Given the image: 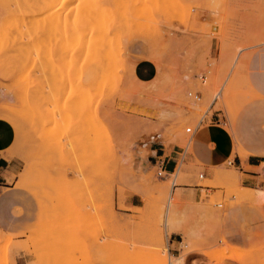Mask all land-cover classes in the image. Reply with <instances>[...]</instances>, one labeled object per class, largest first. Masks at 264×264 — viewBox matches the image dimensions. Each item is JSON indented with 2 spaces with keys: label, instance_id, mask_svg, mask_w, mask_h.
Masks as SVG:
<instances>
[{
  "label": "rangeland",
  "instance_id": "obj_1",
  "mask_svg": "<svg viewBox=\"0 0 264 264\" xmlns=\"http://www.w3.org/2000/svg\"><path fill=\"white\" fill-rule=\"evenodd\" d=\"M262 53L264 0H0V121L25 164L0 264H264V163L251 188L238 167L264 155ZM199 120L223 133L213 165L190 156ZM161 141L185 150L164 177Z\"/></svg>",
  "mask_w": 264,
  "mask_h": 264
},
{
  "label": "crops",
  "instance_id": "obj_2",
  "mask_svg": "<svg viewBox=\"0 0 264 264\" xmlns=\"http://www.w3.org/2000/svg\"><path fill=\"white\" fill-rule=\"evenodd\" d=\"M135 60V75L141 82H149L154 80L158 75V67L156 63L152 60L147 59L146 57L140 55ZM259 67H260V82L259 89L264 93V53L260 55L259 58ZM8 124L6 122L0 121V220L3 223L9 221L11 209L17 201L16 195L19 193V189H16L15 185L19 180L20 174L23 172L25 164L17 155L11 156L10 149L14 145V140L10 136L8 131ZM222 130L215 127H204L202 132L195 137L193 140L192 148L193 154L190 152L192 158H197L199 161L205 165H213L220 162L228 153H225V150L221 148L220 138L222 137ZM236 140L241 143L240 132L235 133ZM214 143L217 144V149L214 146ZM151 144L150 150L152 151V157L154 163L159 157H165L167 160L166 171L168 173L173 172L180 159V155L185 152L180 146L170 145L171 149L168 151V147L161 141L157 142V146ZM152 162V161H151ZM173 162V163H171ZM153 163V162H152ZM261 164V159L255 156H249L247 160L246 167L242 165V161L239 158L238 167L241 172L245 175L244 182L246 187H254L255 178L259 177L253 167H257ZM172 166V168H171ZM14 175L13 182L11 185H8V179ZM9 188V191L4 190ZM194 194L196 196L200 195L199 188H194ZM257 196V195H255ZM133 206H136L134 198H131L129 202ZM249 209V208H248ZM247 206L243 205L236 209L237 218L239 222L245 219L247 216ZM235 211L232 212L234 214ZM238 222V223H239ZM234 237V234H233ZM239 239V238H238Z\"/></svg>",
  "mask_w": 264,
  "mask_h": 264
},
{
  "label": "built area",
  "instance_id": "obj_3",
  "mask_svg": "<svg viewBox=\"0 0 264 264\" xmlns=\"http://www.w3.org/2000/svg\"><path fill=\"white\" fill-rule=\"evenodd\" d=\"M202 79L203 81L206 80V75H202ZM190 96L193 95L192 92L189 93ZM194 98L195 99H200V92H196L194 95ZM217 97V95L215 96ZM201 127H202V120H199V122H197V124H195L194 126H187L185 128V131L190 134L192 137H195L196 136V133H198L200 130H201ZM264 163V155L262 156V159H261V163ZM230 164L232 163V161L229 162ZM166 164H167V160L165 159V157H159L156 161H155V164L154 165H158V176L159 177H164L166 175H168V172L166 171ZM204 173H201L200 174V178H204ZM222 206V204H220Z\"/></svg>",
  "mask_w": 264,
  "mask_h": 264
},
{
  "label": "bare ground",
  "instance_id": "obj_4",
  "mask_svg": "<svg viewBox=\"0 0 264 264\" xmlns=\"http://www.w3.org/2000/svg\"><path fill=\"white\" fill-rule=\"evenodd\" d=\"M66 36V35H65ZM73 36V35H72ZM75 37H76V35H75ZM69 40H70V38H69ZM66 41L68 42V40H67V38H66ZM67 42H66V44H67ZM78 44V43H77ZM69 45V44H68ZM91 47V46H90ZM121 47V46H120ZM92 48H94V47H92ZM81 49H83V48H81ZM89 50V49H88ZM92 52V51H91ZM88 54V53H87ZM82 55H84V54H82ZM86 58V57H85ZM93 58V57H92ZM2 112V111H1ZM11 113H12V110L10 111ZM13 114V113H12ZM1 116H4L3 114L1 115ZM6 117V116H5ZM8 117V116H7ZM1 119V118H0ZM15 119V118H14ZM13 119V121H16V120H14ZM5 120V119H4ZM260 194L261 195H263L264 194V190H260ZM260 198H262V197H260ZM169 224L170 225H172L170 222H169ZM184 233H185V231H184ZM186 234V233H185ZM194 233L193 232H190V231H188V233L186 234V237L188 238L187 239V243H186V245L188 244H190V243H192V240H191V237H192V235H193ZM229 250V249H228ZM231 250H229V252H230ZM226 252V251H225ZM226 252L228 255L230 254V253H233V252ZM223 253V252H222ZM221 252L219 253V254H222ZM225 253V254H226ZM213 254V253H212ZM225 254H224V256H225ZM214 256H217V255H214ZM213 256V257H214ZM213 257H211V258H213ZM231 257V256H230ZM234 256L232 255V258H233ZM237 257V256H236ZM220 258V257H219ZM228 258V257H227ZM214 259H215V257H214ZM217 259V261H218V258H216ZM222 260V259H221ZM220 260V261H221ZM235 260V259H234ZM236 260H238V259H236ZM241 260V259H240ZM186 259H185V255H183V256H181V257H178V258H176L175 259V264H186ZM239 261V260H238ZM171 262H173V261H171ZM241 263V262H240Z\"/></svg>",
  "mask_w": 264,
  "mask_h": 264
}]
</instances>
